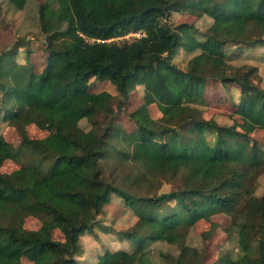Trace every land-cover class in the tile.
<instances>
[{
	"label": "trees",
	"instance_id": "obj_1",
	"mask_svg": "<svg viewBox=\"0 0 264 264\" xmlns=\"http://www.w3.org/2000/svg\"><path fill=\"white\" fill-rule=\"evenodd\" d=\"M8 1L25 9L31 0ZM179 11L209 23L172 24L171 13ZM38 14L47 53L41 69L15 58L22 44L0 52V122L20 136L15 147L0 132V167L20 161L24 148L34 157L0 171V264H21L22 257L90 264L81 245L88 233L97 243L101 235L116 242L98 251L93 264H151L150 245L158 242L179 250L163 254L160 264H203L204 250L189 245L187 233L220 212L231 214L226 230L239 252L213 264H264V186L256 193L264 144L250 136L264 128V89L257 67H234L224 48L264 45V0H43ZM129 32L142 35L112 40ZM180 50L198 53L180 65L173 60ZM209 79L239 87L238 121L202 116L197 103ZM91 80L108 81L113 93L93 90ZM137 85L144 87L143 102L129 112L136 126L126 132L112 103L122 110ZM29 124L47 134L30 138ZM111 153L136 163L140 175L130 182L136 189L158 177L180 183L159 194L131 192L104 175ZM113 198L129 210L120 230L100 219ZM27 216L41 225L27 229Z\"/></svg>",
	"mask_w": 264,
	"mask_h": 264
},
{
	"label": "rangeland",
	"instance_id": "obj_2",
	"mask_svg": "<svg viewBox=\"0 0 264 264\" xmlns=\"http://www.w3.org/2000/svg\"><path fill=\"white\" fill-rule=\"evenodd\" d=\"M43 0H31L29 6L25 9H18L14 7L8 0H0V52L9 50L16 45L22 44L23 46L17 49L15 58L20 63L30 61L36 70H40L45 63L46 51L44 45L45 34L40 29L38 22V6ZM172 24L188 23L194 24L200 28L208 25L209 21L204 17H199L188 12H173L170 16ZM142 35L141 33L129 32L124 36L112 38V40L121 41L123 39L131 40L135 37ZM91 40V39H89ZM26 41V42H25ZM225 46V45H224ZM30 50L26 51V48ZM226 48L228 62L236 67L241 64L254 65L258 69V78L255 80L264 89V45L257 43L249 48L245 45L230 46ZM241 48V49H240ZM198 51L187 52L179 51L177 56L173 59L175 62L183 65L186 60L192 57ZM92 88L96 91L107 90L113 93V86L108 81L91 80ZM144 87L137 85L129 94L126 107L122 110L117 109L116 99H113V105L116 108L115 122L123 127L126 132H130L136 126L134 120L129 116V112L137 108L143 102ZM239 87L235 83H220L217 80L209 79L206 83L203 101L198 104L201 109L202 116L206 119L213 117L221 124H231L234 120L238 121V116L234 114L235 106L239 101ZM149 113L152 117L159 115L156 104L148 105ZM80 126L84 129L90 128V123L82 120ZM0 132L5 136L6 140L13 146L17 147L20 143V136L17 130L0 122ZM27 134L30 138H41L47 134L46 130L38 128L34 124L27 126ZM250 136L255 138L259 143L264 144V128L256 129L250 133ZM116 149L123 151L125 147L122 143L113 140ZM20 161L13 159L5 160L0 171L3 173L11 172L20 166V163L33 160L31 152L24 148L21 152ZM104 175L109 177L115 183L121 186L128 187L131 192L139 194H155L177 188L180 181L177 178L161 179L152 178L150 181H143L141 187L136 189L130 183L133 179L137 178L139 170L136 163L124 157H117L115 153H111V157L103 162ZM257 194H260L264 186V171L257 176ZM129 215V210L122 203L121 198H113L104 205V213L100 216L104 222L110 226L111 229L120 230L125 228V221ZM231 214L220 212L212 215L209 220L202 219L195 223L194 227L190 228L187 233V243L191 246L197 247L200 251L204 250L205 256L203 264H213L226 255L228 252L236 256L239 252L238 245L235 240L229 238L227 227L230 226ZM41 225V220L35 216H27L24 220V227L27 229H37ZM100 231V227H97ZM102 233V232H101ZM101 235V234H98ZM55 239H61L62 235L58 229L53 232ZM110 236V235H109ZM101 243L95 242L93 235L88 233L83 236L81 245L84 250L88 249L85 258L88 263L93 264L96 261L98 251L108 244L116 246L115 238H104L101 235ZM150 252L151 264H160L163 260V254L177 255L178 247L173 244L163 242L151 243ZM161 252V258L160 254ZM21 264H33L32 261L21 258Z\"/></svg>",
	"mask_w": 264,
	"mask_h": 264
}]
</instances>
